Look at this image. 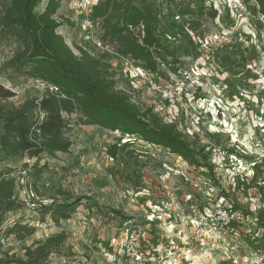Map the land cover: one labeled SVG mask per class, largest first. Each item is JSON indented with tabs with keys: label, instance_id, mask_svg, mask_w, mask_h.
<instances>
[{
	"label": "rangeland",
	"instance_id": "rangeland-1",
	"mask_svg": "<svg viewBox=\"0 0 264 264\" xmlns=\"http://www.w3.org/2000/svg\"><path fill=\"white\" fill-rule=\"evenodd\" d=\"M80 1L61 0L54 16L66 44L77 55L84 48L103 56L116 89L203 148L213 174L138 142L111 159L107 149L126 138L82 124L78 113L63 115L71 147L40 155L39 175L35 160L0 154V171L11 169L16 185L0 208V257H22L25 247L62 233L65 241L50 264H264V19L242 0H173L205 7L186 19L194 31L184 26V35L173 6L149 0L175 54L150 75L152 83L175 91L174 102H163L130 78L129 62L114 44L103 41L108 52L97 51L100 30L80 28ZM6 4L0 0V18ZM45 4L41 0L36 12ZM1 32L0 85L15 94L2 104L18 108L48 87L9 64L19 47ZM210 34L219 36L211 51L192 43L191 35ZM66 199H82L66 220L56 223L38 211Z\"/></svg>",
	"mask_w": 264,
	"mask_h": 264
},
{
	"label": "trees",
	"instance_id": "trees-1",
	"mask_svg": "<svg viewBox=\"0 0 264 264\" xmlns=\"http://www.w3.org/2000/svg\"><path fill=\"white\" fill-rule=\"evenodd\" d=\"M160 1L173 6L172 12L181 20L184 35V26L194 31L186 19L202 14L205 8L201 4L193 10L192 2ZM242 1L252 16L264 19V0ZM40 2L7 0L1 13V36L12 38L19 47L9 64L48 88L39 98L14 108L2 104L15 94L0 85V154L35 160L33 167L39 175L40 155L52 157L69 151V127L63 115L78 113L82 124L117 132L126 138L123 145L115 144L107 149L111 159H117L121 151L128 152L129 142L147 143L181 158L193 169H205L213 174L203 148L190 142L175 124L164 123L151 108L141 109L126 93L116 89L115 75L103 56H93L82 48L77 49V55L66 44L59 34L61 24L54 19L61 0H46L43 10L37 13ZM211 12L214 16L215 11ZM90 19L98 24L102 41L116 46L118 56L129 58L151 74L157 72L160 64L170 65L167 60L175 58L159 33L158 9L149 0H98ZM140 26L141 31L135 33ZM11 172V169L0 171V208L15 194ZM81 200L40 205L38 211L58 223L68 219ZM229 226L234 228L235 222ZM64 241V234L52 235L25 247L22 257L1 256L0 264H50L48 260L60 253Z\"/></svg>",
	"mask_w": 264,
	"mask_h": 264
},
{
	"label": "built area",
	"instance_id": "built-area-1",
	"mask_svg": "<svg viewBox=\"0 0 264 264\" xmlns=\"http://www.w3.org/2000/svg\"><path fill=\"white\" fill-rule=\"evenodd\" d=\"M98 0H81L78 6V9L80 10L81 14H82V23L80 25V28L84 30V28H88V29H92V28H99L97 23L92 22V20L90 19V14H91V10L92 7L97 3ZM141 26L140 28H137L135 30V33H138L139 31H141ZM130 30H132L131 27H129ZM191 40L192 43L202 52H209L211 51V42L215 43L217 41H219V36L217 34H214L211 36V34L208 37H204L201 35H191ZM93 45L95 46V48L97 49V51H107V47L103 44V41L101 39V36L98 34L96 36V41H93ZM84 49V48H83ZM87 53L91 54L90 52H88L86 49H84ZM122 59H124L125 61H128L129 64L127 66L128 68V74L130 75V78L134 81H136L137 83H145L148 85V90L150 93L155 94L160 101L163 102H174L175 100V91H173V89H162L160 86L156 85L155 83H152L151 81V76L153 75L147 71H145L142 67H140L139 65L135 64L132 60H130L129 58H124L121 57ZM50 90H52L50 88ZM177 101V100H176ZM147 146L149 147H154L151 146L147 143H145ZM135 241L134 239V235L130 236V243L132 244Z\"/></svg>",
	"mask_w": 264,
	"mask_h": 264
}]
</instances>
